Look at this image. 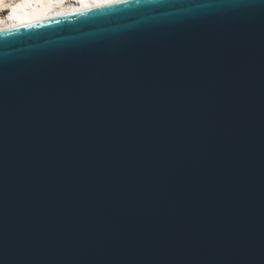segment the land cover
Returning <instances> with one entry per match:
<instances>
[{"label": "water", "instance_id": "obj_1", "mask_svg": "<svg viewBox=\"0 0 264 264\" xmlns=\"http://www.w3.org/2000/svg\"><path fill=\"white\" fill-rule=\"evenodd\" d=\"M0 264H264V0L5 29Z\"/></svg>", "mask_w": 264, "mask_h": 264}, {"label": "bare ground", "instance_id": "obj_2", "mask_svg": "<svg viewBox=\"0 0 264 264\" xmlns=\"http://www.w3.org/2000/svg\"><path fill=\"white\" fill-rule=\"evenodd\" d=\"M106 4L95 0H32L21 4L19 0H2L0 2V29H11L33 23L38 20L50 19L55 16L67 15L84 9ZM10 12L8 15L6 13Z\"/></svg>", "mask_w": 264, "mask_h": 264}, {"label": "snow or ice", "instance_id": "obj_3", "mask_svg": "<svg viewBox=\"0 0 264 264\" xmlns=\"http://www.w3.org/2000/svg\"><path fill=\"white\" fill-rule=\"evenodd\" d=\"M0 2H2V0H0ZM12 2H15V0H12ZM19 2L23 4V3L32 2V0H19ZM81 2H85V0H81ZM95 2L103 3L106 5H117L121 3H128L129 0H95ZM2 35H4V30L0 29V36Z\"/></svg>", "mask_w": 264, "mask_h": 264}, {"label": "rangeland", "instance_id": "obj_4", "mask_svg": "<svg viewBox=\"0 0 264 264\" xmlns=\"http://www.w3.org/2000/svg\"><path fill=\"white\" fill-rule=\"evenodd\" d=\"M0 13H1V10H0Z\"/></svg>", "mask_w": 264, "mask_h": 264}]
</instances>
